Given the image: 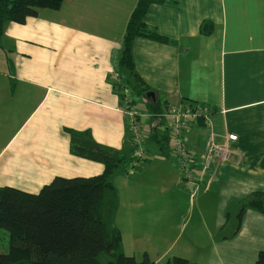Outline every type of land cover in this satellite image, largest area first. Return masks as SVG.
<instances>
[{
	"label": "crops",
	"instance_id": "obj_1",
	"mask_svg": "<svg viewBox=\"0 0 264 264\" xmlns=\"http://www.w3.org/2000/svg\"><path fill=\"white\" fill-rule=\"evenodd\" d=\"M109 1L68 0L58 10H40L25 24L5 26L0 40V187L37 194L56 177L101 175L103 164L72 153L70 131L86 133L106 152L132 155V119L123 112L129 98L146 133L142 147L148 157L135 174L113 177L120 200L115 224L125 254L132 251L127 255L142 258L146 253L155 264L162 263L173 245L163 253L155 243L166 241V227L187 215L177 198L191 192L188 200L194 199L198 192V220L207 217L201 210H208L209 202L219 212L215 228L209 224L207 235L195 233L191 241L201 249L204 236L213 242L210 264H253L264 249V234L259 230L255 236L254 226L264 227V214L250 210L235 236L219 240L217 235L231 204L264 193V0H170L152 6L147 27L166 41L135 40L134 71L143 86L119 69L117 54L138 0H113L127 5L120 12ZM115 26L121 33H115ZM144 87L155 99L141 94ZM178 109L209 110L210 122L199 117L185 130L184 144L194 161L189 186L172 153L173 122L166 116ZM154 112L163 115L154 118ZM211 131L222 145L229 142L228 134L238 136L229 143L234 151L230 161L206 166ZM17 175L26 180L15 182ZM137 219L144 220L138 225L144 237L130 243L125 224ZM176 230L167 240L181 238ZM246 252L248 261L237 262Z\"/></svg>",
	"mask_w": 264,
	"mask_h": 264
},
{
	"label": "trees",
	"instance_id": "obj_2",
	"mask_svg": "<svg viewBox=\"0 0 264 264\" xmlns=\"http://www.w3.org/2000/svg\"><path fill=\"white\" fill-rule=\"evenodd\" d=\"M64 1L0 0V40L9 22L25 24L42 9H60ZM166 3L172 2L138 0L128 23L120 67L135 77L134 85L143 86L134 71V42L138 37L166 41L164 36L150 30L145 21L152 6ZM206 28L207 25L203 24V33H206ZM145 90L148 88L144 87L141 94L145 95ZM158 110L153 108V111ZM162 115L154 112V118ZM70 133L72 153L103 164L104 172L90 178L56 177L37 194L14 187H0V229L8 232L10 240L9 252L0 254V264H155L147 254L141 261L125 254L123 236L115 224L120 200L113 177L119 172L128 175L134 162L133 153L106 152L86 133ZM164 140L166 147L162 145V148L168 156L169 139L164 137ZM233 206L234 211L228 210L217 235L219 240L235 236L248 211L264 214V193L254 192L235 201ZM230 222L235 223L233 232L227 229ZM167 264L191 263L174 257ZM255 264H264V250L258 253Z\"/></svg>",
	"mask_w": 264,
	"mask_h": 264
},
{
	"label": "rangeland",
	"instance_id": "obj_3",
	"mask_svg": "<svg viewBox=\"0 0 264 264\" xmlns=\"http://www.w3.org/2000/svg\"><path fill=\"white\" fill-rule=\"evenodd\" d=\"M65 1H68V0H65ZM84 1L88 4L89 0H84ZM64 2H63V4H64ZM109 4L111 6L117 8L118 10H119V8H122L123 10L127 8V5L123 4L122 2H114L113 0H110ZM119 12H120V10H119ZM108 16H109V18H114L112 15L110 16V14ZM108 16H106V17H108ZM49 17L56 18V14H50ZM109 18H107V20ZM113 29H114L115 33H121L120 29L117 26H115ZM125 35H126V31H125L124 37H125ZM123 45H124V42H123ZM118 53H119V56L122 57L121 56L122 51L117 52V54ZM119 66H120V64H119ZM119 69L122 71L123 67L121 66ZM117 81L118 80H116V82ZM115 85L117 87H119L118 85H120V83L117 82ZM121 88H122V90H125L124 87H121ZM147 94L148 93H146L145 96H147ZM198 110H201V109L199 108ZM208 112H209V110H208ZM150 116H152V115H150ZM152 117H154V116H152ZM207 124H209V123H207ZM211 133L210 134L212 136H216V133L214 131H211ZM233 136L236 137V140H233V138H232ZM237 138H238V136L235 134H231V135L228 134L227 139L229 140V142L225 143V147H226L227 152H229L231 154V156H233L234 151L230 148L231 146L229 145V143L236 142L238 140ZM133 146H134V144H133ZM235 154H237V153H235ZM242 158H243V156H242ZM228 161H230V160H228ZM228 161H226V162H228ZM137 171L138 170H136V171L133 170V172H131V170H130L128 175L131 176V175L135 174ZM121 173L119 172V174H116V175L122 176L123 173L122 174ZM182 176H183V174H182ZM14 179H15V182H20L22 180H26V178L22 175H17L14 177ZM50 183H48L46 185H49ZM46 185H44L43 187H45ZM187 193H188V196L190 197L191 192H187ZM199 195L200 194H198V192H197L195 195L196 197L193 196L194 199H192V197H191L190 200H193V202L195 201V204L194 205L192 204L191 206L189 204L190 200H188V196H186V198H177L178 199L177 203H180V205L182 207L181 210H183V212H184L185 211L184 209H186L187 215L185 217V221L182 222V220H181L180 221L181 223H179V220L178 221L176 220L172 225L166 227V230L169 231L167 236H166V241L155 243V245H157L158 247L161 248L163 253H166L169 250L170 245H173V248H174V250L172 252H170L165 258H163L164 261L160 264H166L169 260L173 259L174 257H181V258L187 259L191 264H196V263H198V264H210L209 259L212 258L213 256H215L214 255V249L212 248V246H214V244L208 237H206V236L203 237L205 240V242L203 244L205 247L204 249H201L200 247H198L195 243H193L191 241L193 239L195 233L198 235L200 233H204L207 235V232H208L207 226L209 224L212 223L213 228H215V223H216L215 217L219 212L218 207L215 204H213L212 202H209L208 203L209 204L208 210H204V209L201 210L203 213H205V215L207 217H205L203 220H198V217L200 214L199 202H198ZM167 196L170 200H172V197L174 196V194L172 192ZM207 197L210 199L213 198L212 196H207ZM246 197H248V196H246ZM246 197H244V198H246ZM185 202H187V203L185 204ZM233 205H234V203L230 205V207L228 209L229 211H234L235 207ZM233 216L235 217V215H233ZM142 222H144L143 219L127 221V223L125 224L126 231L130 230L129 233H127V235H125L127 241L132 243L136 239H142L144 237L143 233H142V227L138 226ZM185 222L187 223V225H186L187 227H185V225H184ZM181 224H183V227H180ZM254 226L256 228L255 236H259L261 234L260 231L262 232V234H264V227H262L260 225H254ZM177 228H178V230L180 229L179 233L181 234L180 235L181 238L178 241H174L172 239L167 240L170 237L171 229H172V233H173V232H177V230H176ZM234 228H235V223L230 222V225L227 228L228 231L233 232ZM144 229L148 230V226H145ZM158 247L155 249H152L153 252H157ZM9 249H10V240H9L8 232L4 229H0V254H7L9 252ZM134 250H137V249H134ZM184 251H186V252H184ZM196 251H198L200 253V255H195ZM130 253H132V251H127V254H130ZM248 254H249V252H246L244 255L241 256L240 259L237 260V262L248 261V258H247ZM145 255H146V253L144 254V256ZM105 258H107V256H105ZM136 259L138 261H141V260H143V257L141 258L138 256ZM151 260H153V259H151ZM256 260L254 261L253 264H255ZM225 264H233V263L226 262Z\"/></svg>",
	"mask_w": 264,
	"mask_h": 264
},
{
	"label": "built area",
	"instance_id": "obj_4",
	"mask_svg": "<svg viewBox=\"0 0 264 264\" xmlns=\"http://www.w3.org/2000/svg\"><path fill=\"white\" fill-rule=\"evenodd\" d=\"M124 113L132 119V141L135 147L133 152L134 162L132 163L131 172L140 167V163L148 157V153L143 149L146 133L143 131L139 121V114L133 109V101L129 98L124 100ZM172 119V136L171 147L173 154L179 159L180 167L183 173V182L185 186L190 185V181L194 178L192 170L193 158L185 147V130L188 127L190 121H198L199 117H203L206 121H209V113L204 111L191 112L189 109H178L175 113L166 114ZM236 140V137H232ZM205 164L209 166L213 160L218 163H224L232 158L231 154L227 152L225 145L218 144L216 142V136H210L205 151Z\"/></svg>",
	"mask_w": 264,
	"mask_h": 264
},
{
	"label": "water",
	"instance_id": "obj_5",
	"mask_svg": "<svg viewBox=\"0 0 264 264\" xmlns=\"http://www.w3.org/2000/svg\"><path fill=\"white\" fill-rule=\"evenodd\" d=\"M147 97L148 98H154L155 99V94L152 93V92H148Z\"/></svg>",
	"mask_w": 264,
	"mask_h": 264
},
{
	"label": "bare ground",
	"instance_id": "obj_6",
	"mask_svg": "<svg viewBox=\"0 0 264 264\" xmlns=\"http://www.w3.org/2000/svg\"><path fill=\"white\" fill-rule=\"evenodd\" d=\"M140 168V167H139ZM139 168L135 169L134 171L138 170ZM182 170V169H181Z\"/></svg>",
	"mask_w": 264,
	"mask_h": 264
}]
</instances>
